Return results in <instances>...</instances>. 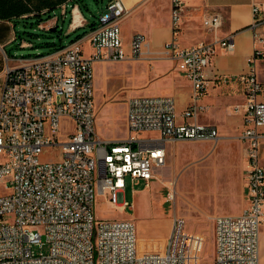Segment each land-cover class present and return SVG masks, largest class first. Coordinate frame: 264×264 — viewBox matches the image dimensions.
I'll return each instance as SVG.
<instances>
[{
  "label": "built area",
  "instance_id": "2783aa9c",
  "mask_svg": "<svg viewBox=\"0 0 264 264\" xmlns=\"http://www.w3.org/2000/svg\"><path fill=\"white\" fill-rule=\"evenodd\" d=\"M182 7V0H170L172 37L162 46L191 85L181 122L172 96L135 95L125 100L127 135H97L93 63L136 60L147 43L137 32L123 44L119 21L126 8L120 0H109L98 14L87 36L89 54L80 37L46 54L6 61L0 80V264H198L201 238L179 215L161 248L152 250L139 248L133 220L98 219L94 213L96 194L121 210L133 209L124 198L125 177L147 184L164 164L165 143L220 137L215 125L196 118L206 110L202 100L213 85L207 67L218 46L231 51L234 41L230 35L181 46L176 32ZM251 12L247 71L218 77L241 85L242 102L230 109L244 126L246 176L241 211L213 217V264H259L264 87L257 64L264 60V6L252 3ZM220 23L218 14L202 20L210 29ZM146 132L155 135H141ZM52 146L59 147L60 157L42 160V151ZM33 246L47 251L37 253Z\"/></svg>",
  "mask_w": 264,
  "mask_h": 264
},
{
  "label": "rangeland",
  "instance_id": "374dc122",
  "mask_svg": "<svg viewBox=\"0 0 264 264\" xmlns=\"http://www.w3.org/2000/svg\"><path fill=\"white\" fill-rule=\"evenodd\" d=\"M86 2L88 9H84V13L93 19L103 10L107 0ZM35 23L34 19L28 20L27 27L22 29L21 22V30L32 33L24 36L31 45L19 47L16 42L6 47L5 52L9 56L7 63L13 64L16 61L12 56L18 59L21 56L46 54L54 47L66 45L75 39L74 32L67 36L62 31L59 36L58 31L50 33L37 29ZM81 39L83 53L87 55L91 51L87 36ZM5 65L6 60L0 53V80ZM129 66L127 61L93 63L95 130L100 138L126 136L125 100L130 96L147 94L130 89L131 81L125 76ZM205 102H208L207 94L203 97V103ZM239 102H242V98L234 95L219 110V115H224L225 118L222 120L223 127L217 125L220 134L217 141L167 142L164 146V164L156 169L155 176L147 184L144 180L132 181L129 176L125 177L124 198L133 204V209L121 210L110 204L105 195L96 194V218L133 220L139 248L144 249V245L151 242L147 235L152 236L162 231L168 233L172 218L179 215L185 219L187 229L201 238L198 264H213V217L217 214L234 215L236 209L244 204L246 157L245 143L240 140L242 118L230 109ZM211 113L213 111H204L200 119H206ZM141 135L154 136L155 133L146 132ZM262 148L263 146L260 147V159ZM59 151L57 146L45 148L40 158L56 160L60 157ZM33 250L37 253L46 252L47 246L41 249L33 246Z\"/></svg>",
  "mask_w": 264,
  "mask_h": 264
},
{
  "label": "crops",
  "instance_id": "0c3cea01",
  "mask_svg": "<svg viewBox=\"0 0 264 264\" xmlns=\"http://www.w3.org/2000/svg\"><path fill=\"white\" fill-rule=\"evenodd\" d=\"M120 1L126 8L125 15L119 21L123 44L127 47L132 35L137 32L145 34L147 38V43L139 58L127 61L130 66L125 76L131 81L130 89L135 92L147 93L144 95L172 96L176 115L179 118L176 117V120L181 122L180 114L190 100L191 85L183 73L178 70L176 63L167 58L162 50L164 42L172 37L169 17L170 0ZM182 2L181 18L176 32L177 41L181 46L224 39L230 35L234 41V48L231 51L222 46L217 47L206 70L213 85L207 93L208 102L204 104L206 110L213 111V113L206 119H200L204 112L196 118L198 122L223 127L222 120L225 116H220L219 110L223 109L224 102L234 95L241 98L243 96L239 82L232 80L223 83L218 80V77L235 76L247 71L246 58L252 51V35L247 28L252 19L251 4L257 3L264 6V0H182ZM84 9H88L86 0H0V53L7 61L9 56L6 55V47H10L16 42L19 47L31 45L24 39L25 34L30 32L21 30V22L22 29H25L28 20L32 19L36 21V28L44 32L58 31L59 36L62 31L67 36L74 32L75 38L78 35L88 36L98 15L91 19L84 13ZM211 14H218L221 19L220 25L215 29L207 28L202 24L203 18ZM52 27H56V29L50 31ZM101 76L103 75L101 74ZM257 77L264 87V60L257 64ZM217 87L220 89L217 90ZM260 98L264 99V92ZM240 122V126L243 128L242 120ZM124 137H106V139ZM262 146L260 160L264 163V138ZM244 191L245 186L243 190L245 204ZM244 204L242 205L244 206ZM241 207L236 209V214L241 211ZM166 235L167 231L152 236L147 235L151 242L146 243L143 248L152 250L161 248ZM259 264H264V213L259 233Z\"/></svg>",
  "mask_w": 264,
  "mask_h": 264
},
{
  "label": "water",
  "instance_id": "95a60500",
  "mask_svg": "<svg viewBox=\"0 0 264 264\" xmlns=\"http://www.w3.org/2000/svg\"><path fill=\"white\" fill-rule=\"evenodd\" d=\"M56 29V27H52L50 28V31H54Z\"/></svg>",
  "mask_w": 264,
  "mask_h": 264
},
{
  "label": "trees",
  "instance_id": "16d2710c",
  "mask_svg": "<svg viewBox=\"0 0 264 264\" xmlns=\"http://www.w3.org/2000/svg\"><path fill=\"white\" fill-rule=\"evenodd\" d=\"M92 28H93V26H92ZM82 35H78L75 39H77V38H80ZM74 40V39H73Z\"/></svg>",
  "mask_w": 264,
  "mask_h": 264
}]
</instances>
